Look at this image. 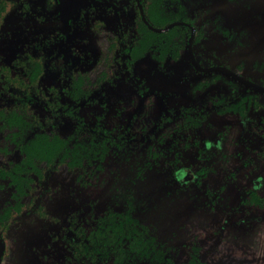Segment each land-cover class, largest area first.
I'll list each match as a JSON object with an SVG mask.
<instances>
[{
	"label": "flooded vegetation",
	"instance_id": "af4514ba",
	"mask_svg": "<svg viewBox=\"0 0 264 264\" xmlns=\"http://www.w3.org/2000/svg\"><path fill=\"white\" fill-rule=\"evenodd\" d=\"M215 2L0 0V264L264 263L223 231L264 238V58Z\"/></svg>",
	"mask_w": 264,
	"mask_h": 264
},
{
	"label": "rangeland",
	"instance_id": "374dc122",
	"mask_svg": "<svg viewBox=\"0 0 264 264\" xmlns=\"http://www.w3.org/2000/svg\"><path fill=\"white\" fill-rule=\"evenodd\" d=\"M216 2L213 4L212 13L213 14H221L223 15L224 20V14L226 15L229 22L234 24H244L249 25L247 29L250 32V38L248 37V42L246 43L245 48V56L251 59L255 58H264V15L260 18L257 17L256 19H247L244 18L242 21H240L236 16H238V11L241 10V8L237 5H227L224 3V0H215ZM259 5H263V2H258ZM257 7V4H256ZM260 19V20H259ZM256 20V22H255ZM233 21V22H232ZM241 22V23H239ZM93 42V40H92ZM89 41L88 48L92 51L96 48V46ZM213 44L217 49H225L227 47V43L224 42L222 37L220 35H213L211 40L208 41ZM95 43V40H94ZM249 58V59H250ZM258 71L253 72L254 75L258 74L256 73ZM264 75V71H263ZM188 97V94L186 95ZM69 184V182H66L63 186V192L60 193V195L57 197V204L62 206L64 203V200L67 198V187L66 185ZM187 229L191 233H199L202 236L205 235H212V234H218L217 228L212 224V227L205 226L208 216L204 213L203 210H193L192 208L187 211ZM26 222L29 224V226L36 231L40 230L41 227V220L36 218L34 215H28L25 218ZM218 231V232H217ZM226 234V238L229 243L233 244L232 248L228 252L229 255L234 260L242 261V258H256V256H264V238H261L260 230L258 231L257 227H252L249 229L248 232H245V230L241 229L238 226H231L228 225L225 230H223ZM258 231V232H257ZM27 236L24 234H18L15 236V239L11 243V249H10V257L7 259L5 264H10L12 258V255H16L18 253H22L23 249L25 248L26 244L28 245V240L26 239ZM247 245V251L244 253V249H242V245ZM24 246V247H23ZM218 247L221 249H225L226 246L224 243H219ZM233 249V251H232ZM225 251V250H224ZM29 253V252H28ZM238 258V259H237ZM220 259V258H219ZM225 258L222 262V264L225 262ZM21 264H24L23 261H21ZM238 264H240L238 262ZM250 264H255L254 259ZM264 264V263H263Z\"/></svg>",
	"mask_w": 264,
	"mask_h": 264
}]
</instances>
